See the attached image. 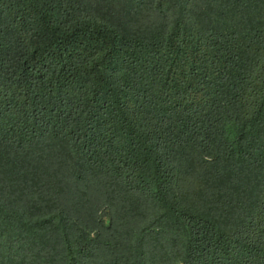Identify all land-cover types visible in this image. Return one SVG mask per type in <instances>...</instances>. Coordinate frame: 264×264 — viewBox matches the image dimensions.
Here are the masks:
<instances>
[{
	"label": "trees",
	"instance_id": "obj_1",
	"mask_svg": "<svg viewBox=\"0 0 264 264\" xmlns=\"http://www.w3.org/2000/svg\"><path fill=\"white\" fill-rule=\"evenodd\" d=\"M0 264H264V0H0Z\"/></svg>",
	"mask_w": 264,
	"mask_h": 264
}]
</instances>
